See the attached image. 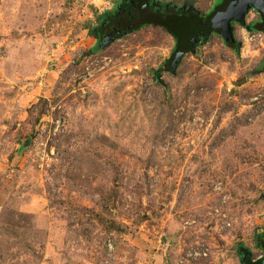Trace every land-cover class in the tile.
<instances>
[{"label": "rangeland", "instance_id": "rangeland-1", "mask_svg": "<svg viewBox=\"0 0 264 264\" xmlns=\"http://www.w3.org/2000/svg\"><path fill=\"white\" fill-rule=\"evenodd\" d=\"M146 1L163 18L227 6ZM124 5L0 0V264H262L261 14L172 71L161 26L102 36Z\"/></svg>", "mask_w": 264, "mask_h": 264}, {"label": "water", "instance_id": "water-1", "mask_svg": "<svg viewBox=\"0 0 264 264\" xmlns=\"http://www.w3.org/2000/svg\"><path fill=\"white\" fill-rule=\"evenodd\" d=\"M227 6L223 12H215L212 19L205 25L196 18L178 17L170 22L171 28L175 31L185 34L186 48L178 51L172 63V71H174L181 60L182 56L193 50L198 33L210 34L213 30H217L225 42L232 41L231 22L241 21L245 12L252 7L258 11L264 19V0H227ZM146 7V5H144ZM200 25V27H199ZM199 28V29H197ZM262 30L264 31V21ZM264 264V261L262 262Z\"/></svg>", "mask_w": 264, "mask_h": 264}, {"label": "trees", "instance_id": "trees-1", "mask_svg": "<svg viewBox=\"0 0 264 264\" xmlns=\"http://www.w3.org/2000/svg\"><path fill=\"white\" fill-rule=\"evenodd\" d=\"M146 0H134L135 2V8L129 9V14H120V15H111L108 17V24L112 27H115L116 30L123 33L133 32L136 29H139L143 26L155 24L156 26H161L165 31L173 33L177 39H178V46L181 48L185 47V34L182 32L175 31L173 28H171L170 22L174 17H177L176 15H166V17L163 18V16L157 12L147 11V8L144 7ZM147 2V1H146ZM147 11V12H146ZM146 12V13H145ZM212 14L206 17L205 19H198L202 25L207 24L212 19ZM193 18V17H192ZM262 21H264L263 17L261 16ZM197 19V18H196ZM202 21L205 23L203 24ZM263 23V22H262ZM108 25V26H109ZM263 24H256L254 26V29L260 28L258 30H261V27ZM200 27V25H199ZM199 29V28H197ZM214 31V30H213ZM212 31V32H213ZM181 37V42L179 41ZM180 42V43H179ZM179 48V47H178ZM177 48V49H178ZM262 248V251L264 252V242L260 245Z\"/></svg>", "mask_w": 264, "mask_h": 264}, {"label": "flooded vegetation", "instance_id": "flooded-vegetation-1", "mask_svg": "<svg viewBox=\"0 0 264 264\" xmlns=\"http://www.w3.org/2000/svg\"><path fill=\"white\" fill-rule=\"evenodd\" d=\"M224 3V2H223ZM223 3H220V5H222ZM226 4H227V0H225V4H224V7L226 6ZM145 5H146V7L145 8H147V11L148 12H150V8H151V5L149 4V3H145ZM129 9H130V6H126V5H124V6H122V7H119V10H118V13H116L115 14V16H117V15H120V14H129L130 12H129ZM224 10V8L222 9V11ZM146 11V12H147ZM145 12V13H146ZM185 18H189V17H193V16H184ZM193 18H195V17H193ZM173 19H175V17L173 18ZM172 19V20H173ZM201 19H204V18H201ZM261 22H263L262 21V18H261ZM202 23L204 24L205 22L204 21H202ZM106 30L107 31H105V29H104V31H103V33H101L102 34V36H111L112 38L114 37H117V36H115V35H117V34H119V33H121L120 31H118V30H116L115 29V27H112V26H108L107 28H106ZM213 32H216V33H219L217 30H214ZM212 32V33H213ZM104 33H106V35H104ZM180 33V32H179ZM201 35H202V32L201 33H198V35L196 36V38L198 39V37L200 38L201 37ZM180 38V42L182 41L181 40V37H179ZM179 42V43H180ZM179 48H178V51H181V50H184L185 48H186V46L185 47H183V48H181L180 46H178Z\"/></svg>", "mask_w": 264, "mask_h": 264}]
</instances>
